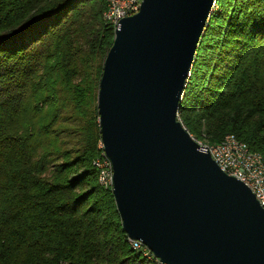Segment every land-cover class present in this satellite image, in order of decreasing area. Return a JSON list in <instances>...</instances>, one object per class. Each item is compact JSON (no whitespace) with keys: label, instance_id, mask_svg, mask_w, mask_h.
Masks as SVG:
<instances>
[{"label":"trees","instance_id":"1","mask_svg":"<svg viewBox=\"0 0 264 264\" xmlns=\"http://www.w3.org/2000/svg\"><path fill=\"white\" fill-rule=\"evenodd\" d=\"M106 7L0 0V264H152L93 164L104 156L97 102L115 38ZM178 116L204 146L235 135L264 157V0H217ZM70 119L86 159L50 169Z\"/></svg>","mask_w":264,"mask_h":264},{"label":"water","instance_id":"2","mask_svg":"<svg viewBox=\"0 0 264 264\" xmlns=\"http://www.w3.org/2000/svg\"><path fill=\"white\" fill-rule=\"evenodd\" d=\"M217 0H144L115 31L99 84L123 230L162 264H264V208L178 111Z\"/></svg>","mask_w":264,"mask_h":264},{"label":"built area","instance_id":"3","mask_svg":"<svg viewBox=\"0 0 264 264\" xmlns=\"http://www.w3.org/2000/svg\"><path fill=\"white\" fill-rule=\"evenodd\" d=\"M142 2L144 0H117V5L113 8V17L111 19H115L116 22V20H123L130 17L132 8H141ZM207 150L209 152V149ZM210 155L212 158H219L222 163V171L230 177H234L243 182L255 195L261 207L264 208V182L261 178V169L254 168V161H257L256 159L246 158L244 146L242 148H220L217 149V154ZM102 158L104 164L108 165L109 175L114 185V172L110 170V161L107 159L105 152ZM132 241L138 245V250H147L150 254H153L142 242Z\"/></svg>","mask_w":264,"mask_h":264},{"label":"bare ground","instance_id":"4","mask_svg":"<svg viewBox=\"0 0 264 264\" xmlns=\"http://www.w3.org/2000/svg\"><path fill=\"white\" fill-rule=\"evenodd\" d=\"M105 1L107 4L106 11L104 13L105 22L107 24L111 25L114 28V30L116 31L119 28L120 22L122 21V20H116V22H115V19H111L113 17V8L117 5V0H105ZM142 4H143V2H142ZM142 4H141V7H142ZM140 10H141V8H132V10L130 11V17L138 14L140 12ZM197 143L201 147H203L205 149H209L210 154H217V149H220V148H230V147L242 148L244 146V152L246 154V158L257 160V161H254V168L255 169H261V178L263 179V182H264V157L258 153L252 152L250 150L249 146L247 144L241 142L235 135H228L220 144L210 146V147L204 146L200 142H197ZM102 149L104 151L103 145H102ZM103 154H104V152H103ZM212 159L215 161V163L222 170V163L220 162V159L219 158H212ZM93 164L98 170V183H99V185H101L105 189H109V190L113 191L112 178L109 175L108 165L104 164L103 158H99V159L94 160ZM110 170H113L111 162H110ZM263 205H264V189H263ZM130 242H131L132 248L137 253L141 254V256L143 258H145L147 261L151 262L152 264H162L159 259H157L153 254H150L147 250H138V245L133 243V241L131 239H130Z\"/></svg>","mask_w":264,"mask_h":264},{"label":"rangeland","instance_id":"5","mask_svg":"<svg viewBox=\"0 0 264 264\" xmlns=\"http://www.w3.org/2000/svg\"><path fill=\"white\" fill-rule=\"evenodd\" d=\"M99 126H100V122H99ZM58 133L62 145L61 148L58 150V152L51 153L50 154L51 157L47 159L48 162H50L49 165L50 169L53 168L54 166L56 167L65 163H70V162L74 163L76 160L83 161L86 159L85 150H84V145H85L84 132L83 130H81L79 127L76 126L74 119H70L68 122L65 121V123L59 124ZM196 140L204 145H209L208 140L205 138L203 139L199 138ZM100 148H102V144L100 145ZM80 167L81 165H79L77 168ZM74 170H72L70 174H74L73 173Z\"/></svg>","mask_w":264,"mask_h":264}]
</instances>
